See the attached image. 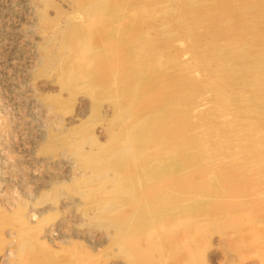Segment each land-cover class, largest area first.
I'll list each match as a JSON object with an SVG mask.
<instances>
[{"label":"rangeland","instance_id":"1","mask_svg":"<svg viewBox=\"0 0 264 264\" xmlns=\"http://www.w3.org/2000/svg\"><path fill=\"white\" fill-rule=\"evenodd\" d=\"M74 1L0 0V264H26L24 262H27V264H69L71 262H74L73 264H186L185 261L190 262V264L191 262H193L192 264H264L262 262V258H264V208L260 209L257 196H254V198L252 195L225 196L227 197L225 198L206 192V198L203 196L198 199L193 194L187 193H184V195L180 193L179 196L177 194L178 190H176L175 193L173 192L175 200L187 201L189 196L190 201L187 202L191 204H195L196 201L210 202V197L216 202L221 201L229 208L226 211L228 215H203V217L206 216V220L205 218L187 217L188 222H184L185 224L179 225L178 223L174 225L171 235H161L157 238L154 246L161 247L150 253L148 252L150 249L147 246L146 237L142 236L143 234L138 235L139 237L133 236V233L136 232L133 231L137 227L136 223L134 222L133 225L129 224L125 227L123 219L121 224L119 223L121 226H118L119 224L115 226L116 214L111 213L113 211H108L109 213L102 211L108 198L104 201L99 200L103 198L101 193L112 191L109 198L111 196L114 198H111V200H115L118 207H120H116L118 211L128 213L132 209L133 212L129 214L133 216L135 207H133L134 202L130 194L135 191L137 197L139 196L137 199H140V201L145 200L143 203H146V196L142 195L146 185L143 182L140 185L138 182L135 183L136 187L135 184L130 186L124 180L114 185L112 181L100 182L96 177H91L93 169L100 165L103 159L110 158L111 153L114 152L113 149L117 150L121 147L119 144H115L112 146V150H109L111 145L107 136L113 130L117 133L120 132L121 124L126 121V118L122 117L121 114L124 110L130 108V98L127 95L131 91L130 87L135 86L130 84L132 82L124 83L120 79V73L124 70L120 62L128 46L121 45L118 41L120 39H123V41L135 40L141 28L149 29L150 34L155 37L162 32L165 36L161 41L158 40L159 49L163 50V54L174 62L169 63L170 67L181 63L179 64L182 67L181 74L193 83L191 87L185 89V95L189 96L190 100L187 104H192V107L187 108L189 117L211 118V123H217L222 118L224 120L228 117L234 119L233 114L230 112L227 113L228 115L225 114V117L221 115L225 109L217 111L218 98L210 90L213 88L215 79L213 70L223 62L222 58L216 56L214 50L216 52L225 48V50H231L232 48L227 49L231 44L233 46L240 45L239 50L237 49L235 52H245L244 54L252 60L251 65H256L254 67V70L257 71H255V77L257 76L264 81V0H237L236 5H233V7L222 9L220 6L224 3L223 0H199L194 3L195 6H189L182 0H139L140 5L136 4L139 2L137 0H125L126 2L122 0H108V2L102 0L110 5L116 4L118 8H127L125 15L120 17V25H116L114 32H111L113 35H105L101 39L98 30L94 29L95 33L90 31V35H85L82 31L81 38L83 36L82 39L84 40L85 37V39L91 37V44L89 42L88 44L93 48L96 47L98 54L109 50L113 56L114 60L110 61L111 67L108 70H106L108 66L106 61L101 67L102 74L106 76L104 81L100 80L95 74L88 75L89 77L86 76L88 79L82 77V74L86 71L82 70V66L79 67L72 37L74 31H80L81 33L79 29L88 22L89 18L80 5ZM145 1L146 3L149 1L148 8L153 12L155 11L152 17L145 19V21H143V18V20H140L142 21L140 24L136 20L137 26L134 29L127 30V21L137 15V9H140ZM168 4L169 6L166 7ZM134 5L138 6L134 8ZM163 6L165 8H162ZM210 7L213 8L212 10H220L215 20L211 17ZM232 9L237 10L228 14L226 20L227 13ZM194 13L195 17L193 18L192 14ZM174 18L175 23L173 22ZM208 20L218 30L214 28V32L204 31V24ZM226 21L240 24L243 30H246L249 37L247 35L245 37L249 38L250 42V37L258 38L255 47L251 49L252 44L250 42L244 44L245 37V41H239L237 40L239 36L234 33L221 32V23L226 24ZM162 23L164 25L166 23L165 28ZM188 25L192 29L193 36L199 38L196 49L198 51L209 49L210 54L206 55V62L204 65H200V67L203 66V69L194 65L196 61H193L192 49L195 50V48L191 43L192 38L188 37L189 35L185 30ZM240 48L244 51H241ZM195 52L197 51L195 50ZM235 54H233L234 57ZM211 55L213 57L208 63V58ZM95 57V54H91L87 58L94 60ZM237 57L242 58L240 55ZM243 71L241 68L234 71L235 82L240 89H236L229 96V99L237 102L234 104L239 105L238 107L243 111L241 119L252 121L251 116L252 119L253 117L257 119V116L264 119V96L259 95V100L256 98L257 94H260V87L264 84H261V81L256 78V83L260 86L257 85L247 89L246 83L248 82ZM116 75L120 81L116 82ZM113 81L115 86L111 85ZM209 82L211 83L210 87ZM240 94H242V98L237 101L238 99L234 96ZM252 97L254 98L252 99ZM216 99L217 101H214ZM184 104H186V101ZM203 104L207 106L203 107ZM166 105L167 103L160 105L154 114L148 113L146 116L149 119L163 120ZM121 107L123 111H121ZM199 109H201V112ZM206 115H210V118ZM226 139L224 140L230 141V138ZM253 141L256 142L247 145L253 144L258 147L254 151L259 155L256 156L257 158L252 157V161L259 163L264 159V154H261L262 151L260 150V146L264 147V138ZM95 150L100 152H95ZM214 153L211 151L210 154L215 155ZM226 153L229 154L230 152ZM226 153L218 157L220 161L215 159L217 162H213L212 169H217V166L219 168L223 165L224 161L220 158L225 160L229 158ZM230 155L232 154L230 153ZM180 173L183 172H179L177 176ZM186 175L180 176L182 179H187L189 174ZM166 176L170 177L169 175ZM205 177L207 176L205 175ZM84 178L86 181L83 180ZM198 179L199 177L194 176L188 184L195 185L199 181L204 183L208 181L206 178H203V181L202 178L201 180ZM232 180L234 181V179ZM79 181L81 184H79ZM236 183L238 182H233V185L236 186ZM127 186L131 189L129 187L128 189ZM228 187L226 186V188ZM80 194L84 197H81ZM96 205H99V208H96ZM252 207H254V210ZM98 209L101 212L97 211ZM138 213L139 211L135 212V215H137L134 219L132 217V221H138ZM234 217H237L238 220L235 227H232ZM107 218L108 220L111 218L109 220L111 225ZM104 219L106 220L104 221ZM168 219L171 220V218ZM253 219L255 220L253 221ZM193 220L194 222L196 220L197 222L202 221H200L201 224H197L195 227L193 226L195 224ZM203 221L206 222L202 224ZM130 226L131 228H128ZM120 227L121 229H119ZM189 235L192 237L191 239ZM120 237L122 238L120 239ZM119 239L120 241H118ZM25 241L29 245L35 246V249L26 250L25 246H22ZM195 242L198 247H192ZM134 243H137L140 247V250L136 251L137 258L140 257L139 261H135L136 254L131 252L129 247L130 244ZM190 243L191 245H188ZM226 243H229L230 246ZM182 245H185V247ZM24 249L25 251L21 252ZM198 250L201 252L199 253ZM58 251L62 252L59 253ZM189 252L193 256L192 259L188 255ZM128 253H131L134 259L130 258L131 255L129 256ZM24 258H26L25 261Z\"/></svg>","mask_w":264,"mask_h":264},{"label":"bare ground","instance_id":"2","mask_svg":"<svg viewBox=\"0 0 264 264\" xmlns=\"http://www.w3.org/2000/svg\"><path fill=\"white\" fill-rule=\"evenodd\" d=\"M75 1L78 3V5H80L81 9L86 13L87 17L89 18L88 22L86 24H83V27L81 29H79V30H81V33H80V31H78V32L74 31V34L72 37V44H74V47L76 50L75 56L77 57V62L79 63V67L82 66L81 67L82 70L84 69L86 71L82 74L83 75L82 77L87 78L90 75L95 74L100 80L104 81L106 76L102 74L101 67L104 65V61H106L108 63L106 70H108V68L111 67L110 61L114 60L113 56L111 55L109 50L105 51L104 53L98 54L97 50L95 49L96 47L93 48L89 45V44H91L90 42L92 41V40H90L91 37L90 38L88 37V39H85L86 38L85 37L84 40L82 39L83 36L81 38L82 31H84L85 35L86 34L90 35V31L95 33V30H98V32H99L98 35L102 37L101 39H103V36H105V35L106 36L107 35H113L111 32H114L116 25H118V26L120 25V17L121 16L123 17L125 15L127 8L126 9H123L121 7L118 8V6L116 7V4L110 5L109 3H107L108 0L106 3L102 0H75ZM122 1L126 2L125 0H122ZM137 1H139V0H137ZM182 1L185 2V4L192 6V5H194V3L198 2L199 0H182ZM223 1H224V3H222L220 6L221 9L227 8L230 6L233 7V5H236V3H237V0H223ZM148 3H149V1L147 3L145 1V4H143L140 9H137V15L134 17H131V19L129 21H127V24H126L128 26L127 30L134 29L137 26L136 20H138V23L140 24V23H142V21H140V20H143V18H144L143 21H145V19L147 20V19H150L152 17V15L155 11L153 12L148 8ZM166 3H168V2H166ZM179 3H180V1H179ZM241 3H242V1H241ZM136 4L140 5L141 3L139 1ZM181 4H182V2H181ZM132 5H133V3H132ZM138 5H134L133 7L136 8V6H138ZM153 5H155V4H153ZM122 6H123V4H122ZM168 6H169V4L166 7H168ZM183 7H186V6H183ZM162 8H165V7L163 6ZM171 9H173V8L171 7ZM209 9H210L211 17L213 18V20H215L217 18L218 14L220 13V10L219 11L218 10H212L213 9L212 7H210ZM234 10L232 9V11H229L227 13L226 18H225L226 20H227L228 14H230L231 12L233 13ZM205 11L207 12V10H205ZM192 16L194 18L195 13L192 14ZM176 17H178V16H176ZM178 19L180 20L179 17H178ZM174 21H175V18H174L173 22ZM173 22H171V23H173ZM203 22H200V23H203ZM157 24H159V23H157ZM157 24H155V25H157ZM237 24L235 22L230 23V22L226 21V24L221 23L220 30L223 33H228V34L234 33L236 36H239V38L237 40L243 41L245 35H247L246 30H243L241 25L240 24L237 25ZM162 25H164V23H162ZM165 25H166V23H165ZM165 25H164V28L166 27ZM204 25H205L204 27L206 28V29L204 28V31L206 30L208 32H211V31L214 32V28L218 30V28L216 26H214L212 24V22L209 20L206 21ZM159 26L163 27L161 25H159ZM168 26H170V25H168ZM174 29H176V28H174ZM185 30H186L187 34L189 35L188 37L192 38L191 43L194 45V48L197 51V52H195V50L191 48L192 52H193L192 53L193 54V61L194 60L196 61V63L194 62V65L200 67V65H204V63L206 62V60H207L206 55L210 54L209 49H204V50L198 51V49H196V45L198 44V41H199L198 36L197 37H195V35L193 36L192 29L190 28V25L185 27ZM164 31L165 30L163 29V32ZM166 31H168V30H166ZM117 32H118V30H117ZM117 32H116V34H117ZM150 32L151 31H149V29L147 30V29L141 28L139 30L138 34L136 35L135 40L128 39L127 41L126 40L123 41V39H120V41H118V43H120L121 45H127L128 46V49L125 50V52L123 53V55H122L123 58H122V61L120 62V65H122V68L124 69L120 73V79L124 83L132 82L130 84L135 85V86L130 87L131 91L127 95L130 98L129 99L130 108L123 111V108L121 107L122 108L121 111H123V114H121V115H122V117L126 118V121H124L125 123L121 124L120 132L117 133L116 131L113 130V131L109 132V134L107 136L109 138V140H108L109 144L111 145L109 150L115 144H119L121 147H119L117 150L111 149L114 152L111 153L110 158L105 159V160L103 159L102 163L93 169V174H91L92 175L91 177H94V178L96 177L97 180H99L100 182L112 181L114 185H117L121 180L126 181L127 184L130 186L134 185L135 183H138V182L140 183V185L142 184V182H143V184L146 185L142 191V195L146 196V203H143V202H145V200L140 201V199H137L139 196L137 197V195L135 194V191H134V193L130 194L131 195L130 197L132 198V201L134 202L133 207H135L133 216L131 214H129V213L133 212L132 209H131V212H128V213L123 212L124 214L122 213V211H118V208H120V207H118L116 201L111 200V198H113L112 196H111V198H109V195L111 194L112 191L111 192L104 191V194L101 193L103 195V198L102 199L100 198L99 200L104 201V200H107V198H108V201L105 204L103 202L104 205L102 204L103 205L102 211H105V212L106 211L107 212L113 211L111 213L116 214V219H115L116 223H114V220L112 219V222L114 223L115 226H116V224H119V223L121 224V221L123 219H124L125 227H126V225L128 226L129 224L133 225L135 222L137 227H136V229L134 228L135 230H133V231H136L133 233V236L139 237L138 235L143 234L142 236L146 237V243L150 249V251H148V252L152 253V252L156 251L155 249H159L161 247L160 246L158 248V247L154 246L157 238H159L161 235H169V234L171 235V233L173 232L174 225L178 224V223L180 225L186 221L188 222L187 217H189V218L194 217V219L195 218L204 219L206 216L228 215V213H226V211L229 208L225 205V203H222L221 201L216 202L214 199H212V197L209 196L210 202L196 201L195 204H191L190 202H187L190 199L189 196L187 198V201L182 200V199L175 200V198L173 196V192L175 193L176 190H178L177 194L179 196H180V193L183 195H184V193L185 194L187 193V194H193L196 198L198 197V199H201L203 196L205 197L206 192H207V194H208V192H210L211 195L219 196V197H225V196L240 197V196H245V195H252L254 198V196H257L258 197L257 198L258 204H260V206H259L260 209L264 208V181H263L264 180V162H263L264 159H262L259 163L252 161V157L257 158L256 156L259 155L256 151H254L258 147L253 145V144L247 145L248 143L256 142L253 140H257L258 138H264V119L259 117V116H257V119L254 117L252 119V116H251L252 121H250L248 119H246V120L241 119L240 117H241V114L243 111L240 110V108L238 107L239 105L234 104L237 102H235L234 100L230 101V99H229V96L233 92H235L236 89H240V87H238L236 82H235V74H234V71L238 70V68H241V70H244L243 72H245L244 76L248 82V83H246L248 86V87H246L247 89L258 85L256 83V78H257V80L261 81L260 82L261 84H264L263 83L264 81L262 79L258 78L257 76L255 77V71L256 70H254L255 69L254 67H256V65H251L252 60L249 59L248 56H246L244 54L245 52L244 53L243 52H235L240 45L239 46H233L231 44V46H229V48H227V49L232 48L231 50H225L226 48L224 50H217L218 52H216V50H214V53L216 54V56H218V58H222L223 62L219 67H217L215 70H213L214 74L213 73L212 74L215 75V79H214L213 88L210 90L218 98L217 111L219 112V111L225 109L223 114H221V113L220 114L222 116H224L225 114L230 112L231 114H233L234 119H229V117L227 116L228 114H227L226 116L228 117V119L224 120L222 118V120L218 121L217 123L216 122L211 123L210 115L209 116L206 115L210 119H208L207 117H206L207 119H203L202 117L201 118L200 117L199 118L198 117H196V118L189 117L190 115L187 112V108H190V106L192 104L191 103L187 104V102L190 100H189V96L185 95V89L191 87L193 83L189 82L181 74L182 67H181V65H179L181 63H179L177 66H171L170 67L169 63L170 62L172 63L173 61L169 57H166L163 54V50L159 49L158 40L161 41L165 35H163V33L161 32L162 34L160 33L159 36L155 37V36H152L150 34ZM183 35H185V34H183ZM117 36H115V37L117 38ZM168 36H170V35H168ZM174 40H176V39H174ZM184 40H185V38H184ZM245 40H244L245 41L244 44L250 42L249 38L245 37ZM250 40H251L250 43L252 44L251 49H253L255 47L257 41H258V38L250 37ZM82 42H83V45H82ZM88 42H89V44H88ZM211 43H212V41H211ZM129 45H130V48H129ZM113 47L115 48V46H113ZM168 50H170V49H168ZM240 50L244 51V50H242V48H240ZM235 53H237V54H235ZM91 54L96 55L94 60L87 58L88 55H91ZM233 54H235V57ZM219 55H220V57H219ZM238 55H240V57H242V58H238L237 57ZM173 56L175 57V55H173ZM212 57L213 56L211 55L208 58L209 59L208 63L211 61L210 59ZM214 57H215V55H214ZM184 61H185V59H184ZM177 62H179V61L177 60ZM205 65H207V64H205ZM200 68L203 69V66H201ZM90 72H92V73H90ZM204 72H205V70H204ZM195 75H197V74H195ZM117 81H120V80H119V77L116 75V82ZM209 84L208 85L210 87L211 83L209 82ZM89 85H91V84H89ZM111 85L115 86L114 81ZM199 86H198V88H199ZM259 86L260 85H258V87ZM262 87H264V86H262ZM262 87H260V89H259L260 94H257V97H256L258 100L260 98L259 95L264 96V92H263L264 88H262ZM89 89H92V88H89ZM209 93H210V91H209ZM198 94H200V93H198ZM253 94H254V91H253ZM204 95L206 96V94H204ZM200 96H202V95H200ZM234 97L238 99L237 101H239L242 98V94L235 95ZM253 98L254 97H252V99ZM209 100H210V98H209ZM185 101H186V104H184ZM214 101H217V99ZM166 103H167L166 109L164 110L165 111V118L163 120L159 121L157 118L156 119H149V117L146 116V114H148V113L154 114L156 112L155 110L158 109L160 105H163ZM207 103H208V101H207ZM205 104H203L204 105L203 107L207 106V105L205 106ZM197 105H199V104H197ZM183 108H184V110H183ZM200 110L201 109H199V111ZM121 122H123V121H121ZM226 138H230L229 139L230 141H225L224 139H226ZM222 143H223V145H222ZM260 150L262 151L261 154H264V147L260 146ZM211 151L215 152L214 153L215 155H211L210 154ZM95 152H100V151L95 150ZM95 152H93V153H95ZM226 152H230L232 155L229 156L230 153L227 154ZM223 153H226V155L229 158H227L226 160L220 158L221 160L224 161L223 165L219 166V168L217 166V169H212L211 165L213 164V162L216 161L215 159L219 160L218 157H220L221 155L223 156ZM217 155H219V156H217ZM83 156H85V155H83ZM93 158H94V156H93ZM223 158H225V157H223ZM215 168H216V165H215ZM167 172H168V174H166ZM179 172H183V173H180L177 176V174ZM165 174L169 175L170 177L166 176ZM184 174H185V176H187L186 174H189L188 175L189 177L187 179H182L181 176H183ZM115 175H118V176L116 177ZM163 175H165V176H163ZM205 175L207 177H205ZM88 176H89V174H88ZM194 176L196 178L199 177L200 180L202 178V181L204 180L203 178H206L208 181H207V183L199 181V183H195V185L194 184L189 185L188 183L193 179ZM79 179H81V178H79ZM232 179H234V181ZM83 180H85V178ZM233 182H238V183H236V186H235V185H233ZM79 184H81V182ZM224 184L226 186H229V187L226 188V186ZM124 187H126V186H124ZM128 187L129 186H127V188ZM135 187H136V184H135ZM99 188H101V187H99ZM127 188H125V189L127 190ZM129 188L131 189V187H129ZM121 190H122V188H121ZM90 191H92V190H90ZM139 191H140V189H139ZM116 193H118V192H116ZM80 195H82V194H80ZM125 195H126V193H125ZM114 196H116V195L114 194ZM190 196H192V195H190ZM81 197H84V196L82 195ZM118 197H120V196L118 195ZM219 197H217V198H219ZM225 198H227V197H225ZM122 201H121V203H122ZM121 203H119V204H121ZM248 204H249V202H248ZM246 205H247V203H246ZM98 206L96 208H99ZM123 206H125V205H123ZM116 207H118V208H116ZM125 208H126V206H125ZM252 208L254 210V207H252ZM115 209H117L116 210L117 213L115 212ZM88 210H90V209H88ZM97 211H99V209ZM137 211H139L138 221H132L136 217L137 214L135 215V212H137ZM99 212H101V211H99ZM248 214H246V216H248ZM203 215H206V216L203 217ZM132 217H133V219H132ZM104 218H106V217H104ZM168 218H171V220H169ZM185 218H186V220H185ZM94 220H96V219H94ZM105 220L106 219H104V221ZM107 220H108V218H107ZM109 220H108V222H109ZM205 220H206V218H205ZM209 220H210V218H209ZM237 220H238L237 217H234L232 219V221H234L231 224L232 227H235ZM254 220L255 219H253V221ZM200 221H202V220H199L198 222H197V220H196V222H194V220H193V222L195 223L193 226H195V225L197 226V224H201ZM251 221H252V218H251ZM205 222L206 221H203L202 224ZM109 224H110V222H109ZM120 224L118 226H121ZM206 224H208V223H206ZM177 226L175 227L176 229H177ZM205 226H207V225H205ZM128 228H131V226ZM189 228H191V227H189ZM116 229H117V227H116ZM119 229H121V227ZM196 229H198V228H196ZM202 229H204V228L202 227ZM8 232H10V231H8ZM8 232H7V234H8ZM116 232L118 233V231H116ZM199 233H200V231H199ZM203 233H204V230H203ZM126 235H127V232H126ZM118 237H119V235H118ZM122 237H120V239ZM189 237H190V239L192 238L190 235H189ZM204 237H206V236L204 235ZM120 239L118 241H120ZM194 241H197V240H194ZM229 242H231V241H229ZM25 243H26V245H24ZM251 243H252V241L249 244L251 245ZM24 244L23 245L21 244V245L25 246L26 250H32L33 248L35 249V246L29 245V243L26 241L24 242ZM226 244L228 245L229 243H226ZM188 245H191V243ZM239 245H241V244H239ZM195 246L198 247L196 242H195V245L192 247H195ZM229 246H230V244H229ZM129 247H130L131 252L136 254V257H134L135 261H139L138 259H140V257L137 258L138 255L136 253V251L140 250V247L138 246V244L137 243L130 244ZM183 247H185V245ZM25 249L21 250V252L25 251ZM180 249H183V248H180ZM53 251H55V250H53ZM6 252H8V251H6ZM58 252L61 253L62 251L61 252L58 251ZM125 252L127 253L126 249H125ZM198 252H199V250H198ZM32 253H33V251H32ZM54 253L56 254V252H54ZM128 255L130 256L131 253L130 254L128 253ZM166 255H168V254H166ZM188 255H190V252ZM24 256H21V257H24ZM55 256H57V255H55ZM70 256H71V254H70ZM183 257H186V256H183ZM191 257H193V256L190 255V258ZM200 257H202V256H200ZM130 258H133V256L131 255ZM186 258H188V257H186ZM25 259L26 258H24V261H25ZM47 259H49V258H47ZM33 260H35V259H33ZM71 261H72V259H71ZM141 261H142V259H141ZM189 261H190V259H189ZM62 262H63V260H62ZM96 262H98V261H96ZM185 262L188 263V261H185ZM195 262H197V261H195ZM262 262H264V258H262ZM24 263L27 264V262H24ZM30 263H31V261H30ZM71 263L73 264L74 262H71ZM71 263H69V264H71ZM153 263H155V262H153ZM192 263L193 262H191V264ZM188 264H190V262Z\"/></svg>","mask_w":264,"mask_h":264}]
</instances>
